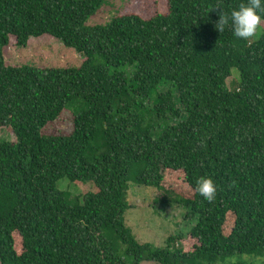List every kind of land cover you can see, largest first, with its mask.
Listing matches in <instances>:
<instances>
[{
    "label": "trees",
    "instance_id": "1",
    "mask_svg": "<svg viewBox=\"0 0 264 264\" xmlns=\"http://www.w3.org/2000/svg\"><path fill=\"white\" fill-rule=\"evenodd\" d=\"M104 2L0 0V128L15 137L0 142V264H264V31L220 33L217 0L86 25ZM241 3L222 0L229 13ZM41 35L80 65L5 63L10 37L24 47ZM74 102L71 130L48 132ZM202 176L216 184L211 203L196 191ZM62 178L95 191L70 198ZM131 184L178 203L195 220L187 235L140 243L124 223Z\"/></svg>",
    "mask_w": 264,
    "mask_h": 264
},
{
    "label": "rangeland",
    "instance_id": "2",
    "mask_svg": "<svg viewBox=\"0 0 264 264\" xmlns=\"http://www.w3.org/2000/svg\"><path fill=\"white\" fill-rule=\"evenodd\" d=\"M165 11V0H105L104 4L86 20V25H106L110 18L117 14L136 13L143 18H148L155 12ZM263 31L264 24L249 41L258 39ZM3 54L7 65L17 66L68 67L78 66L82 61V55L49 35L30 37L24 47L16 45V39L10 37ZM226 82L230 88L237 85L238 72L236 69L231 70V76L226 79ZM169 87V84H163L160 91L167 90ZM79 102L69 105L58 120L48 125L47 131L69 132L73 113L77 112L76 109L83 107V104H79ZM14 140L15 137L10 128H0V142ZM93 186L91 182H71L66 178L57 182V187L64 190L70 198L81 197L84 193L94 192ZM162 196L163 194L155 188L129 185L127 192L129 207L124 212V223L131 229L140 243L148 242L155 247H162L170 234H180L185 237L195 222V220L184 217L185 210L178 203L171 199L164 202ZM262 260L263 257L258 255L234 254L214 264H232L237 261L246 264H259ZM140 264L156 263L142 261Z\"/></svg>",
    "mask_w": 264,
    "mask_h": 264
},
{
    "label": "clouds",
    "instance_id": "3",
    "mask_svg": "<svg viewBox=\"0 0 264 264\" xmlns=\"http://www.w3.org/2000/svg\"><path fill=\"white\" fill-rule=\"evenodd\" d=\"M212 10L219 14L214 25L217 31L223 33L226 27H230L236 38L245 41L254 37L264 24V0H247L230 13L224 11L222 0H217ZM196 191L210 203L217 195V187L211 177H200L196 182Z\"/></svg>",
    "mask_w": 264,
    "mask_h": 264
}]
</instances>
